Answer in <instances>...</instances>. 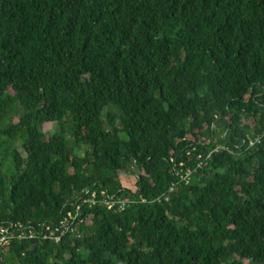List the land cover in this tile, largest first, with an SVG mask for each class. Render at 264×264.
<instances>
[{
    "label": "trees",
    "instance_id": "trees-1",
    "mask_svg": "<svg viewBox=\"0 0 264 264\" xmlns=\"http://www.w3.org/2000/svg\"><path fill=\"white\" fill-rule=\"evenodd\" d=\"M91 192L0 264H264V0H0V225Z\"/></svg>",
    "mask_w": 264,
    "mask_h": 264
},
{
    "label": "built area",
    "instance_id": "built-area-1",
    "mask_svg": "<svg viewBox=\"0 0 264 264\" xmlns=\"http://www.w3.org/2000/svg\"><path fill=\"white\" fill-rule=\"evenodd\" d=\"M258 138H248V145L252 146L257 143ZM185 183L190 179V171L187 170L181 177ZM173 187H170L171 191ZM167 199V197L165 198ZM118 204L119 209L123 208V200H115L113 196L106 197L104 192H100V199L96 192H91L87 197H82L78 202L74 203L72 210L67 211L63 220L58 224L38 223L36 226L28 223L26 226L21 224H10L6 227L0 225V250L7 247L11 240H51L54 243H59L66 234H75L80 237L79 227L83 220L80 219L82 205L95 207L103 205L108 210L113 209L114 205Z\"/></svg>",
    "mask_w": 264,
    "mask_h": 264
},
{
    "label": "rangeland",
    "instance_id": "rangeland-1",
    "mask_svg": "<svg viewBox=\"0 0 264 264\" xmlns=\"http://www.w3.org/2000/svg\"><path fill=\"white\" fill-rule=\"evenodd\" d=\"M44 132L49 135V134H53L55 131H56V125L53 123V124H46L44 126ZM22 151H23V148H22ZM24 153V152H23ZM119 179H120V182L122 184L123 187H126L128 189H130L131 191H134L135 190V176L132 175V174H129V173H120L119 174Z\"/></svg>",
    "mask_w": 264,
    "mask_h": 264
}]
</instances>
